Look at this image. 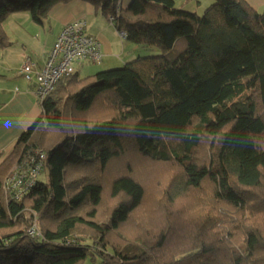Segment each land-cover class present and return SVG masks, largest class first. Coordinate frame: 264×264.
I'll return each instance as SVG.
<instances>
[{"label": "trees", "instance_id": "trees-1", "mask_svg": "<svg viewBox=\"0 0 264 264\" xmlns=\"http://www.w3.org/2000/svg\"><path fill=\"white\" fill-rule=\"evenodd\" d=\"M68 1L0 0V48L9 14ZM82 1L156 53L74 67L42 100L0 161V264H264V9ZM34 147L35 185L10 198Z\"/></svg>", "mask_w": 264, "mask_h": 264}, {"label": "crops", "instance_id": "crops-1", "mask_svg": "<svg viewBox=\"0 0 264 264\" xmlns=\"http://www.w3.org/2000/svg\"><path fill=\"white\" fill-rule=\"evenodd\" d=\"M212 1L173 0L176 8L198 15ZM246 1L258 11L264 9V0ZM130 2L120 0V6L126 8ZM16 13L21 14L14 15ZM11 16H14L12 21L9 20ZM78 19L85 20L87 33L99 41L102 52L100 64L80 62L74 65L80 75V71L88 70V64H103L109 69L130 61L134 55L140 56L138 54L145 50L153 51L125 40L109 20L82 0L54 4L41 24L35 23L27 12L9 14L3 27L10 44L0 48V161L41 112L34 93V79L26 80L20 73L22 63L29 59L36 69H40L62 28ZM96 70L92 73L99 71Z\"/></svg>", "mask_w": 264, "mask_h": 264}, {"label": "built area", "instance_id": "built-area-1", "mask_svg": "<svg viewBox=\"0 0 264 264\" xmlns=\"http://www.w3.org/2000/svg\"><path fill=\"white\" fill-rule=\"evenodd\" d=\"M120 35L124 37L123 32ZM101 59L99 41L87 33L85 20L78 19L62 28L40 69H36L35 64L26 59L20 67V73L26 80L34 79V93L40 105L53 90L57 80L65 73L73 71L75 64L84 61L100 63ZM45 158L46 155L41 149H31L5 179L4 192L10 198L29 193L35 185Z\"/></svg>", "mask_w": 264, "mask_h": 264}, {"label": "rangeland", "instance_id": "rangeland-1", "mask_svg": "<svg viewBox=\"0 0 264 264\" xmlns=\"http://www.w3.org/2000/svg\"><path fill=\"white\" fill-rule=\"evenodd\" d=\"M208 5V4H207ZM207 5H205V6H207ZM13 13H15V12H13ZM18 14H21V13H16V14H14V15H18ZM12 17H14V16H11V18L9 19L10 21H12ZM156 53V51L155 50H153V51H149V50H145L143 53H140V54H138V55H140V56H152V55H154ZM137 56V55H136ZM136 56L134 55V58H132V59H130V61H132V60H134V59H136ZM130 61H128V62H130ZM125 63H122V64H118V65H115L116 67H114V68H119V67H121L122 65H124ZM106 67H105V65H103V64H101V65H91V64H88L87 65V69L88 70H82V71H80L81 72V75L82 76H85L86 74H92V71H94V70H101V69H105ZM96 70V71H97ZM35 148V147H34ZM14 167V166H13ZM13 167L10 169V172H11V170L13 169ZM39 178H40V180H42V181H44L45 180V175H44V173H41L40 174V176H39ZM81 264H87L86 262H84V263H81Z\"/></svg>", "mask_w": 264, "mask_h": 264}]
</instances>
